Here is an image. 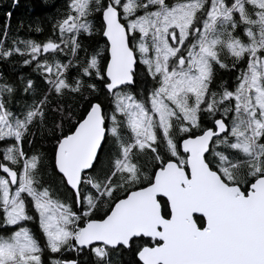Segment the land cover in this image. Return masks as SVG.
Segmentation results:
<instances>
[{
  "label": "snow or ice",
  "instance_id": "snow-or-ice-1",
  "mask_svg": "<svg viewBox=\"0 0 264 264\" xmlns=\"http://www.w3.org/2000/svg\"><path fill=\"white\" fill-rule=\"evenodd\" d=\"M43 3L0 21V264H264V0Z\"/></svg>",
  "mask_w": 264,
  "mask_h": 264
},
{
  "label": "trees",
  "instance_id": "trees-1",
  "mask_svg": "<svg viewBox=\"0 0 264 264\" xmlns=\"http://www.w3.org/2000/svg\"><path fill=\"white\" fill-rule=\"evenodd\" d=\"M52 3L60 4L63 0H51ZM10 3V0H0V21H2V10ZM55 9L45 5L43 0H20L19 9L16 10L13 18L15 23L16 19L21 17L36 19L38 17L51 15ZM43 39V37H39Z\"/></svg>",
  "mask_w": 264,
  "mask_h": 264
}]
</instances>
